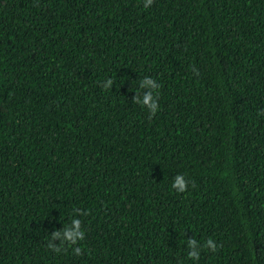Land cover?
I'll return each instance as SVG.
<instances>
[{
  "label": "trees",
  "instance_id": "1",
  "mask_svg": "<svg viewBox=\"0 0 264 264\" xmlns=\"http://www.w3.org/2000/svg\"><path fill=\"white\" fill-rule=\"evenodd\" d=\"M144 3L0 0V264H264V0Z\"/></svg>",
  "mask_w": 264,
  "mask_h": 264
},
{
  "label": "clouds",
  "instance_id": "2",
  "mask_svg": "<svg viewBox=\"0 0 264 264\" xmlns=\"http://www.w3.org/2000/svg\"><path fill=\"white\" fill-rule=\"evenodd\" d=\"M152 3H153V0H145L144 7L148 8ZM196 74L198 75V72ZM112 82H113L112 80H109L107 86L110 87ZM144 83L145 84H149L150 81H148L146 79L144 81ZM137 103L139 104L140 102L137 101ZM143 104L149 106V108L151 109L153 115H155L156 112L158 111V108L156 107L155 102L152 101L151 94H148V95L145 96ZM187 187H188V184L185 182V179H184V177L182 175L181 176H177L175 178V180L173 181V183H172V188L175 189L179 193L185 192L187 190ZM73 224L76 225L77 231L70 232V231L66 230L65 231V237H66V239L68 241H70L72 243H76L77 240H79V241L83 240L85 234H84V232L79 231V227H80V222L79 221H75L74 220ZM56 236L58 237L59 234L57 233ZM52 238H56V237H52ZM196 247H197V245H196V242L194 240L193 241H189V248L190 249H195ZM205 247L209 248L213 252H215L216 249H217V244L212 239H208L207 244L205 245ZM48 248L51 249L52 251L57 252V253L61 251L60 247H53L51 244H48ZM74 253H75V255L79 256L81 254V249L79 247L75 248L74 249ZM199 257H200L199 252L194 251V250L190 251L189 259L198 260Z\"/></svg>",
  "mask_w": 264,
  "mask_h": 264
}]
</instances>
